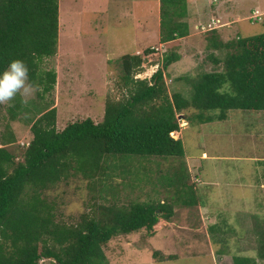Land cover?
<instances>
[{"label":"trees","instance_id":"trees-1","mask_svg":"<svg viewBox=\"0 0 264 264\" xmlns=\"http://www.w3.org/2000/svg\"><path fill=\"white\" fill-rule=\"evenodd\" d=\"M185 2L161 0L162 44L190 35L186 14H174ZM169 13L172 18L167 17ZM59 18L60 0H0V72L12 60L24 61L30 70L28 82L41 102L56 91L57 72L44 64L58 55ZM209 48L220 54H211L217 70L204 75L191 100L182 93H170L166 83L167 69L181 56L148 48L142 55L120 59V84L126 95L107 102L101 123L87 119L59 131L58 110L55 103H47L31 121L33 140L23 162L10 151L16 143L14 134L2 141L0 264H109L105 247L114 239L143 230L152 233L161 219L174 218L178 206H200L194 185L187 183L185 162L181 174L168 181L166 191L173 194L168 192L164 203L133 201L120 207L113 200L101 206L98 218L85 214L77 225L56 220L55 204L45 198V192L73 174L88 181L99 177L107 181L110 171H119V177L134 186L137 180L131 166L135 160L184 161V143L173 137L182 131L180 116L188 126L227 121L235 110L264 116V35L225 42L213 30ZM155 66L159 69L152 79H135ZM12 115L13 120L18 118L17 113ZM260 242L256 258H235V264L264 262V242Z\"/></svg>","mask_w":264,"mask_h":264},{"label":"rangeland","instance_id":"rangeland-1","mask_svg":"<svg viewBox=\"0 0 264 264\" xmlns=\"http://www.w3.org/2000/svg\"><path fill=\"white\" fill-rule=\"evenodd\" d=\"M197 6L207 15L202 14L198 20L193 18V22L188 20L193 36L165 47L166 54L181 56L166 71L169 92L182 93L188 100L194 95V87L203 82L204 75L217 70L211 60L215 51L209 48L211 32H203L201 26H208L211 19L220 21L225 42L264 35V0H186L174 14L191 18ZM254 13L261 15L260 22L251 20ZM160 17L159 0H60L59 51L44 64V68L57 72L56 91L41 102L33 88L30 94L17 95L0 105V143L14 134L16 143L10 151L17 156V161L23 162V155L33 140L31 121L43 111L41 105L47 103H55L59 131L87 119L101 123L107 102L119 101L126 95L120 84L123 75L120 59L138 51L143 53L149 47L160 48L157 41ZM199 24L202 25L195 29ZM13 112L18 114L16 120L12 119ZM179 122L184 128V120ZM182 142L186 151L184 161L153 158L132 163V172L151 174L152 197L138 190L141 183L138 179H133L137 184L130 186L119 177V171H110L111 178L107 177V181L100 177L88 181L80 174H73L45 192V198L55 204L56 220L72 226L85 214L98 218L101 206L113 200L120 207L131 200L167 201L171 190L166 191V185L176 173L181 174L180 167L185 162L189 172L187 183L194 185V190L197 188L201 207L207 209L204 218L214 221V225L216 222L217 226L211 223L208 225L211 230L204 228L205 232L199 233L201 225H197V258L156 264H235V258H256L260 240L264 242V116L230 111L227 121L195 124L183 130ZM204 154L209 158L203 160ZM187 158L188 161L197 159L191 171ZM189 208L180 206L175 219H194L195 210L191 212ZM183 210H186L184 215ZM200 210L197 207V224L202 218ZM130 238L132 234L122 235L105 247L109 264H147V254L143 251L124 254L132 250L130 242H124ZM258 264L264 262L259 260Z\"/></svg>","mask_w":264,"mask_h":264},{"label":"crops","instance_id":"crops-1","mask_svg":"<svg viewBox=\"0 0 264 264\" xmlns=\"http://www.w3.org/2000/svg\"><path fill=\"white\" fill-rule=\"evenodd\" d=\"M160 1V9H161V0ZM199 7L197 6V12L192 13V17H186L185 22L188 23V20L190 22H193V18H197V20L199 18H202V14L204 16H206V12L205 10H199ZM152 13V10H151ZM153 15V14H152ZM187 20V21H186ZM213 20L216 19H211V21H208V24H211ZM160 22H161V17H160ZM221 23V22H220ZM146 25L148 26V23H146ZM188 25H190L188 23ZM202 24H199L197 26H195V29L198 28V26H200ZM161 27V26H160ZM190 27V31H191V25ZM222 24L219 28V26H217L216 30L219 31V33L222 36V39L224 40V36L222 33ZM145 29V26H144ZM145 30H143L144 32ZM142 32V33H143ZM141 33V34H142ZM199 35V34H197ZM142 36V35H141ZM193 35L192 33L184 38V39H180L178 41H176L175 43H170V44H176L178 42H181L183 40H187L188 38H191ZM159 42V46L160 48L157 49L159 50L161 53H167L165 50V47L169 46L170 44H162L161 43V30H160V35L159 38L157 40ZM225 41V40H224ZM151 48V47H149ZM142 52L138 51L135 54H141ZM157 69L156 72L159 69V66H155V67H151L150 70H146L142 73L139 74H144L147 72L151 73V78L150 77H142L140 79H136V75L135 79L136 80H150L153 77V70ZM149 74V73H148ZM166 74V73H165ZM166 79L168 80V77L166 75ZM171 82V81H170ZM185 122V127L182 128V131L179 133H175L173 135V137L176 139V137L178 136V138H180L182 140L183 138V130L189 128L190 126H186L188 125L187 121L184 120ZM3 143H0V148L3 147L2 146ZM209 157L204 154L202 159H208ZM187 163L189 166V171H191V168L193 166V164L197 163V159H191V161H188L187 158ZM202 169V168H199ZM133 175H135V178L138 179V183H140V185H138V190L139 191H144V193L146 192V196L148 198L153 196V192H154V188H153V184L150 182V178H151V174L147 171H142L140 173L138 172H134ZM143 183V184H142ZM196 193H197V188L195 189ZM134 192V190L132 191V193ZM134 201V200H131ZM136 201V200H135ZM165 200L161 201L162 203H164ZM131 203V202H130ZM180 206H178L175 209V216L171 221H166L164 219H161L159 224L155 227L154 231L152 233L147 232L146 230H143L139 233H135L132 234V238L130 239H124V242H130V245L132 248V250H128L125 251L124 254H128L129 251L133 252H137V251H143L146 255L145 259H147L146 263L147 264H156L158 262H181L183 261V259H194L197 258V235L198 232L200 233V231L202 230L203 232H205L206 228L208 231L211 230L210 226L208 227V225H211V223L214 221H209L210 219H205L204 216V212L207 211V209L205 207H201V203L200 206H198V208H201L200 210V216L202 217L200 222L197 224V206L194 208H189V211L193 212V210H195L194 215L195 218L194 219H183L180 221H177L175 218L177 216V214L180 213V209L178 210ZM184 213H186V210H183ZM212 223V224H213ZM197 225H201V228L198 230L197 232ZM214 225V224H213ZM217 224L215 222V225L213 227H216ZM207 235V234H206ZM209 236V235H207ZM134 245H138V246H142L139 248L134 247ZM123 254V255H124ZM143 255V256H144ZM163 258H166L168 260H164ZM228 259V258H226Z\"/></svg>","mask_w":264,"mask_h":264},{"label":"clouds","instance_id":"clouds-1","mask_svg":"<svg viewBox=\"0 0 264 264\" xmlns=\"http://www.w3.org/2000/svg\"><path fill=\"white\" fill-rule=\"evenodd\" d=\"M29 71L24 61L16 59L0 72V105L14 100L17 95L30 94L33 85L28 83Z\"/></svg>","mask_w":264,"mask_h":264},{"label":"built area","instance_id":"built-area-1","mask_svg":"<svg viewBox=\"0 0 264 264\" xmlns=\"http://www.w3.org/2000/svg\"><path fill=\"white\" fill-rule=\"evenodd\" d=\"M251 20L252 21H255V22H260L261 21V15H259L258 13H254V16L251 18ZM217 26H219V28H220V26H221V23H220V21H218V20H213L212 21V23L211 24H208V26H201V30L203 31V32H211V31H213V30H216V28H217ZM197 29H199V28H197ZM156 50V49H155ZM156 51H159V50H156ZM160 52V51H159ZM156 70L157 69H154L153 70V74H155L156 73ZM149 73V74H148ZM150 77L151 78V74H150V72H147V73H144V74H138L137 76H136V79H140V78H142V77ZM174 135V134H173ZM23 146H25L24 144H23ZM29 147V146H28Z\"/></svg>","mask_w":264,"mask_h":264},{"label":"water","instance_id":"water-1","mask_svg":"<svg viewBox=\"0 0 264 264\" xmlns=\"http://www.w3.org/2000/svg\"><path fill=\"white\" fill-rule=\"evenodd\" d=\"M179 120L181 121V120H184V119H183V117L181 116V117L179 118Z\"/></svg>","mask_w":264,"mask_h":264}]
</instances>
